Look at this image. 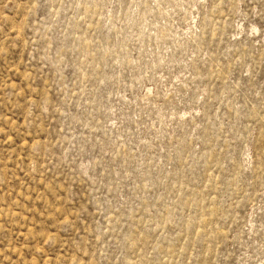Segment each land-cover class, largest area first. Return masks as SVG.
I'll return each mask as SVG.
<instances>
[{"label": "rangeland", "instance_id": "1", "mask_svg": "<svg viewBox=\"0 0 264 264\" xmlns=\"http://www.w3.org/2000/svg\"><path fill=\"white\" fill-rule=\"evenodd\" d=\"M0 264H264V0H0Z\"/></svg>", "mask_w": 264, "mask_h": 264}]
</instances>
